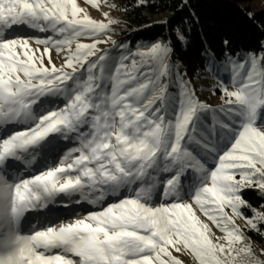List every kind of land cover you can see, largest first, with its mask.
Segmentation results:
<instances>
[{
  "label": "snow or ice",
  "instance_id": "1",
  "mask_svg": "<svg viewBox=\"0 0 264 264\" xmlns=\"http://www.w3.org/2000/svg\"><path fill=\"white\" fill-rule=\"evenodd\" d=\"M104 15L78 0H0V264H183L173 251L198 264H264L235 222L247 207L250 229L264 224L243 198L264 195V43L223 62L208 54L233 85L218 80L214 107L170 59V41L115 57L101 49L124 48L95 38L120 23ZM14 26L51 34L11 35ZM53 49L65 53L59 65ZM109 196L99 211L50 218L58 198Z\"/></svg>",
  "mask_w": 264,
  "mask_h": 264
},
{
  "label": "trees",
  "instance_id": "2",
  "mask_svg": "<svg viewBox=\"0 0 264 264\" xmlns=\"http://www.w3.org/2000/svg\"><path fill=\"white\" fill-rule=\"evenodd\" d=\"M111 1L127 27L124 42L148 45L162 39L171 41L172 59L180 63L186 78L194 81L202 73L216 86L222 76L208 66L210 52L223 62L226 55L262 50L264 8L256 9L255 0H146L143 4L139 0ZM162 13L170 14L168 21L153 23L152 17ZM178 33L183 35V41L177 38ZM243 198L253 208L264 211V195L258 190H245ZM241 211L243 217L253 216L247 207ZM247 232L264 248V224L259 231L249 228Z\"/></svg>",
  "mask_w": 264,
  "mask_h": 264
},
{
  "label": "rangeland",
  "instance_id": "3",
  "mask_svg": "<svg viewBox=\"0 0 264 264\" xmlns=\"http://www.w3.org/2000/svg\"><path fill=\"white\" fill-rule=\"evenodd\" d=\"M78 3L80 4L81 7H84L87 9L89 15L96 19V20H103L105 22H107V17H105L104 13H108L109 16L113 19L119 20L120 23H116L113 24L112 27V31L108 32L107 35H102L99 37H95L98 38L100 40H106L108 36H111V39L113 41H116L118 44H123L124 48L121 49L115 45H113V43L111 41L107 42V43H101L99 45V47L101 49H108L109 51V55L110 56H119L120 54H129V53H136V51L138 49L140 50H147V48L151 47V44H137V45H133L131 44V42H124V38L126 37V33H124V30L127 28L126 25L123 23V16L122 14L116 10L115 7H112V1L111 0H100V6L99 8H96L95 6L89 4L86 2V0H78ZM253 5L255 6L256 9L258 8H264V0H255ZM170 14L168 13H162V14H157L154 15L152 18L153 23H164L167 22L169 19ZM51 33H42V32H38L35 30H32L30 28L21 26L19 28L17 27H13L12 31H11V35H25V36H31V37H39V38H45L47 35H50ZM94 38L92 37H81L80 40L81 42L84 43H91L92 40ZM159 41H169L166 39H162ZM157 42V41H156ZM171 42V41H170ZM172 45V44H171ZM33 48H43L42 45H36L35 43L32 44ZM52 59L53 61L59 65L63 62V58L65 53L64 52H57L55 49L52 50ZM136 59H139V57H134ZM170 59H172V57H170ZM173 60V59H172ZM47 63V61H45ZM177 64L180 65L179 62H176ZM222 76L220 77L219 80H224L225 83H227V86L229 87L230 90L233 89V85L231 83H228V76L226 74L220 73ZM190 79V78H189ZM216 77L215 80L216 81ZM191 80V84L195 87L196 89V95L203 101H206L207 103L211 104L212 106L221 104V95H218L217 92H213L212 89L215 87V83H209V80L207 79V77L205 75H203L202 73H200L199 77H197V79L194 81L192 79ZM213 81V82H214ZM200 84V85H199ZM110 88V85H109ZM170 92L175 93L176 89L170 87L169 88ZM58 103H60L62 105L63 103V99L60 98V100H58ZM23 126H19V127H12L10 126V128H12V130H22ZM67 147H73L75 146V142H65ZM64 150H67L66 148ZM62 154V152H61ZM37 163H39V160L37 161ZM35 167V166H34ZM27 174V173H25ZM163 178V176L161 177ZM73 199L75 200H79L80 197L79 195L73 197ZM114 197L109 196L107 197V199L105 201H103L100 204H89L87 202H81V203H77V204H68L67 201H62L59 198L57 199V203L55 206L53 205H49V208L53 209V212L50 214V218L56 221L57 226L59 225V223L61 222H69L72 219L76 218L75 216H73V213H76L78 216H83L85 214H87L88 212L91 211H99L101 209V207H103L104 205H106L109 202H113L114 201ZM157 202H162L160 200H157ZM67 204V207H65V211L63 212V214L61 216H54V214H56L57 211L62 210V205ZM78 208V209H77ZM230 211V210H229ZM264 212V211H262ZM199 214V213H198ZM38 213H28L26 215V220L32 219L33 217L38 216ZM202 219H206L203 216L201 217ZM33 223H35L36 221L33 220ZM210 224V227L212 228L213 233H215V235L217 237H222L224 235L223 232H221L219 229H217L215 227L214 224H212L210 221H208ZM235 222L237 225H239V227L244 231L246 237L248 238V242L251 243L253 250L256 254V256L260 259V260H264V248L256 243L248 234L247 230L250 228L246 222L245 217H237L235 218ZM21 229L22 231H24V223L22 222L21 225ZM57 251V250H54ZM173 255L177 256L180 260L183 261V264H198V261H196L191 254L187 253V252H181V253H176L175 251H173ZM74 259L77 260V264H79V259L75 258Z\"/></svg>",
  "mask_w": 264,
  "mask_h": 264
},
{
  "label": "bare ground",
  "instance_id": "4",
  "mask_svg": "<svg viewBox=\"0 0 264 264\" xmlns=\"http://www.w3.org/2000/svg\"><path fill=\"white\" fill-rule=\"evenodd\" d=\"M63 210L65 211V207L64 206H62V210L57 211L56 214H54V216H61L63 214V212H64Z\"/></svg>",
  "mask_w": 264,
  "mask_h": 264
}]
</instances>
